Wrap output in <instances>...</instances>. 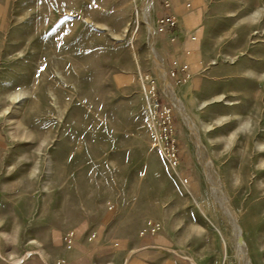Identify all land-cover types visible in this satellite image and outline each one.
Segmentation results:
<instances>
[{
    "label": "rangeland",
    "instance_id": "1",
    "mask_svg": "<svg viewBox=\"0 0 264 264\" xmlns=\"http://www.w3.org/2000/svg\"><path fill=\"white\" fill-rule=\"evenodd\" d=\"M159 6L0 0L7 263L28 252L47 262L73 231L79 264L147 251L170 264H239L225 206L250 263L264 264V0H194L174 41L154 31ZM153 98L171 104V136ZM148 221L160 229L141 235Z\"/></svg>",
    "mask_w": 264,
    "mask_h": 264
},
{
    "label": "built area",
    "instance_id": "2",
    "mask_svg": "<svg viewBox=\"0 0 264 264\" xmlns=\"http://www.w3.org/2000/svg\"><path fill=\"white\" fill-rule=\"evenodd\" d=\"M163 7L169 8L170 7V2L169 0H163ZM185 7L189 8L190 7V2L188 0L185 1ZM178 24L176 17L173 14H165V15H160L156 20H155V32L164 35L166 33V30L168 29H175L176 25ZM172 37L170 38V41H174V31H171ZM190 39L193 41L195 40L194 37H190ZM153 96V94H152ZM152 108L154 109L153 113L155 116H158L159 123V133L166 137V136H171L173 132V119H172V109H171V104H161L157 98H153L152 100ZM165 150L167 151V156L170 161V163L175 166L178 163L177 155H176V150L173 147V141H170L169 144H167ZM183 183L187 184V179H183ZM147 228L141 232V235L144 234H150L153 235V233L157 232L160 227L158 223L148 221L147 223ZM90 238H94V234L90 236ZM76 242V233L73 231L66 233L63 236L62 239V245L65 250H71ZM0 260H2L0 258ZM44 263V261H42ZM56 264H64L62 260L56 261Z\"/></svg>",
    "mask_w": 264,
    "mask_h": 264
},
{
    "label": "crops",
    "instance_id": "3",
    "mask_svg": "<svg viewBox=\"0 0 264 264\" xmlns=\"http://www.w3.org/2000/svg\"><path fill=\"white\" fill-rule=\"evenodd\" d=\"M162 1L163 0H160V6L158 9H156L157 11H156L155 20L160 15L173 14L176 17L178 24L176 25L175 29L166 30V33L164 35H162L161 37H164L165 35L172 36L171 31H174L176 34V32H178V30H179L180 23L185 25L184 16H185V14L188 13L187 8H185V1L186 0H169V2H170L169 8L163 7ZM188 1L192 4L194 0H188ZM158 42L161 44L162 47H164V43H163L164 41L162 39H160ZM153 241L154 240L152 238L142 240V244L144 245V246H142V249L150 247L149 245ZM75 248H76V243L71 250H65L63 248V250L65 252H62V254L58 255L55 258H47V262L44 261V263H42V261H38L37 259H34V258L28 259V257H29L28 256L27 258L22 260L19 264H56V261H58V260H62L64 262V264H79V263H81L82 257L80 256L79 252L74 251ZM15 256L16 255L13 253H8V255L5 257H7V259H12ZM0 258L2 259V260H0V264H10V263H7L5 260L6 258H4V257L2 258L1 255H0ZM157 258H159V254L156 251H147V252H143V253H140V252L135 253L134 252L133 254H131L129 256V258L126 261H125V257H124L120 264H170V261H160ZM175 264H177V263H175Z\"/></svg>",
    "mask_w": 264,
    "mask_h": 264
},
{
    "label": "bare ground",
    "instance_id": "4",
    "mask_svg": "<svg viewBox=\"0 0 264 264\" xmlns=\"http://www.w3.org/2000/svg\"><path fill=\"white\" fill-rule=\"evenodd\" d=\"M146 1V0H145ZM151 2V1H150ZM144 3V2H143ZM149 5V4H148ZM143 6V5H142ZM147 7V6H146ZM145 7V8H146ZM151 7V6H150ZM147 12V11H146ZM151 15V14H150ZM147 18V17H146ZM145 20V19H144ZM147 21V20H146ZM149 21V20H148ZM151 27V26H150ZM151 30V29H150ZM151 34V33H150ZM154 34V33H153ZM149 46H150V44H149ZM154 49V48H153ZM151 55V54H150ZM157 58V57H156ZM154 61H156V60H154ZM162 64V63H161ZM163 70V69H162ZM160 71V70H159ZM159 73V72H158ZM161 74H162V72H161ZM165 85L167 86V89H168V91L170 92L171 90H170V87L171 86H169L168 84H166L165 83ZM262 86V85H261ZM166 89V90H167ZM173 92V91H172ZM171 97H172V95H170ZM170 97V98H171ZM174 98V97H173ZM220 98V97H219ZM218 98V99H219ZM175 99V98H174ZM173 99V100H174ZM171 100V99H170ZM172 100V101H173ZM175 102V101H174ZM177 102H178V100H177ZM228 104V103H227ZM177 105H178V103H177ZM180 110V109H179ZM180 112V111H179ZM186 114V113H185ZM179 115H181V114H179ZM183 116V115H182ZM184 117V116H183ZM185 119V118H184ZM225 119V118H224ZM183 120V119H182ZM187 120V119H186ZM189 121V120H188ZM183 122H185V121H183ZM190 122V121H189ZM187 123V122H186ZM185 124V123H184ZM186 127H187V125H186ZM188 128V127H187ZM207 129V128H206ZM196 130V129H195ZM190 131V130H189ZM197 135V134H196ZM195 138V137H194ZM193 139V138H192ZM195 140H196V138H195ZM196 143V142H195ZM194 143V144H195ZM198 146V145H197ZM259 147V145H257V148ZM202 148V147H201ZM263 148H264V146H263ZM201 151V150H200ZM203 151V150H202ZM203 152H205V151H203ZM200 155V154H199ZM199 157V156H198ZM207 158V156L205 157V159ZM206 161V160H205ZM207 162H208V160H207ZM202 163H203V161H202ZM209 163H210V161H209ZM261 164V163H260ZM206 166H208L207 164H206ZM211 166V165H210ZM209 167V166H208ZM206 170V169H205ZM207 171H209V169L207 170ZM207 175H208V173H207ZM209 180H211V179H209ZM213 181V180H212ZM215 182H213V184H214ZM210 184H212V183H210ZM212 184V185H213ZM215 185V184H214ZM214 187V186H213ZM213 187H211V188H213ZM215 188V187H214ZM219 192V191H218ZM222 192V191H221ZM218 195H220V194H218ZM212 197H213V195H212ZM221 198H222V196H220ZM223 199V198H222ZM218 200V199H217ZM215 201V200H214ZM226 202V201H225ZM218 203V202H217ZM228 203V202H227ZM219 204V203H218ZM221 204H223V203H221ZM226 204V203H225ZM218 206H221V205H218ZM229 207V206H228ZM220 209H222L223 210V212L222 213H225L226 215L228 214V218H229V221L231 222V232H232V234H233V246H234V250H235V252H236V255H237V260H238V262H239V264H251L250 263V260H249V256H248V254H247V248L245 247V245H244V243H243V240H242V237H241V233H240V229H239V227L237 226V225H235L234 223H233V221H235L234 220V217H233V214L235 213L234 211V213L232 214V211H230L229 209H227L225 206L224 207H221ZM227 218V217H226ZM29 254V252L28 253H25L22 257H20L21 258V260H23L27 255ZM127 258V257H126ZM19 264V263H18Z\"/></svg>",
    "mask_w": 264,
    "mask_h": 264
}]
</instances>
